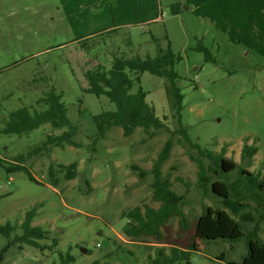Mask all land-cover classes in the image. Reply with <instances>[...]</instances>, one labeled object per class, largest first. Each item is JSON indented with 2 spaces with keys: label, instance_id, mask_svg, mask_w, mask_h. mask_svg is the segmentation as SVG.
Wrapping results in <instances>:
<instances>
[{
  "label": "rangeland",
  "instance_id": "1",
  "mask_svg": "<svg viewBox=\"0 0 264 264\" xmlns=\"http://www.w3.org/2000/svg\"><path fill=\"white\" fill-rule=\"evenodd\" d=\"M78 38H89L88 50ZM168 43L182 56L174 69L184 95L180 119L188 137L202 150L217 153L224 147L225 157L252 174L239 179L235 169L228 180H241V186L264 194V0H0V127L10 110L43 109L36 101L53 87L62 94L70 120L79 123L75 138L83 142L81 147H51L49 155L26 157L24 165L37 182L23 171L7 175L0 167V222L20 224L25 212L35 207L32 223L50 231V239L40 242L58 239L53 250L10 247L3 253V264H56L57 251H69L75 257L70 264H149L159 248L165 256L171 246L189 250L195 218L208 206L222 207L212 192L217 167L197 148L178 142L179 124L162 77L143 72L133 91L138 86L146 91L156 116L168 117L167 127L152 137L140 128L125 137L114 127L92 143V116L115 106L105 96L84 91L86 70L98 64L109 69L112 53L153 57ZM198 44L208 49L213 62L194 50ZM61 132L46 123L24 134H0V157L13 161L47 134ZM168 138L173 147L161 173L180 197L178 208L185 221L172 215L155 236H130L126 229L131 221L123 214L136 206L142 211L159 207L152 198V167ZM246 142L257 147L249 163L240 159ZM198 161L205 182L198 179ZM72 162L78 165V175L65 180L58 164ZM50 165L56 168L55 186L49 182ZM217 171L223 177L220 168ZM245 201L251 205L245 211L254 220L244 228H256L264 242L260 210L254 211L250 198ZM4 242L0 238V247ZM195 243L198 252L173 264H226L216 259L221 253L227 260H240L247 251L246 243L237 240Z\"/></svg>",
  "mask_w": 264,
  "mask_h": 264
},
{
  "label": "trees",
  "instance_id": "2",
  "mask_svg": "<svg viewBox=\"0 0 264 264\" xmlns=\"http://www.w3.org/2000/svg\"><path fill=\"white\" fill-rule=\"evenodd\" d=\"M117 28H113L104 33L114 32ZM80 39V40H79ZM89 38H78L81 46L85 47V43ZM194 50L204 54L205 61H214L210 52L202 44L194 47ZM182 59L180 54L173 52L170 43L165 48L158 47L156 55L141 58L139 56L126 57L121 53H112L111 66L106 69L102 65H95L92 69H87L84 78L86 81L85 92L94 94L96 97L105 96L110 103H113V110L102 111L92 116L95 125V136L91 137L95 143L99 139H104L111 128L119 127L125 137L131 136L136 128H140L147 137H152L156 132L167 127L165 122L168 117L164 116L160 119L155 114L154 107L146 101L147 93L141 86L133 91L135 83H139L141 73L149 72L153 75L165 79V92L167 94L170 109L174 112V117L178 120L181 135L178 142L185 141L190 147H195L199 153L208 158L212 165L217 169L213 170L218 180L212 182V192L220 198L219 202L222 207H206L201 211L194 221V233L189 250H179L175 246H171L170 255L165 256L162 248L156 250L157 256L152 258L149 264H173L178 261L186 260L193 253L198 252L199 245L203 240H237L246 243L247 251L240 260H227L225 254L221 253L216 259L224 261L226 264H264V242L261 240L254 228L250 232L244 228V223L254 220L253 216L246 212L249 203L245 199H251L256 204L254 211L259 209L261 218L264 219V201L263 195L255 193L252 188L241 186V180L229 181L227 175L238 169V177L241 175L252 176L251 172L245 169L240 163L231 158L225 157V148L222 147L219 152L207 151L199 148L198 145L192 143L187 135L186 125L181 122V109L183 105L184 95L180 87L176 84L180 76L176 73L174 65ZM62 94L56 93L51 87L45 95L38 98L36 103L42 105L41 110L30 109L31 107L22 106L8 112L7 119L2 127L0 134H24L41 127L43 124H50L53 129H60V134H47L40 144L33 146L27 156L20 154L13 161H4L0 157V167L7 175L23 171L30 181L37 182L30 170L24 164L26 157L46 154L49 155L51 147H81L83 142L76 140L79 134L80 125L73 122L67 115V108L61 100ZM92 145V144H91ZM173 147V141L168 138L155 160L152 172L154 173V181L152 184L154 201L159 203V207L154 209L145 207L142 211L141 207L136 206L128 210L123 216H127L131 221L130 228L126 229V233L130 236L145 232L151 236H155L162 222L176 215L180 222L185 221L182 211L178 208L180 197L171 189L172 182L168 177H163L161 173V165L169 157ZM93 149V148H92ZM257 153V147L253 144H243L240 151L241 161L250 159ZM133 169H138L132 166ZM198 179L205 182L204 168L201 161H198ZM218 168L223 173L220 177ZM58 169L63 172L65 180L75 179L78 175V165L76 162L70 164H58ZM56 168L49 166V182L55 186L58 183L57 177H54ZM142 175V174H140ZM258 178V176H257ZM240 181V182H239ZM239 182V183H236ZM260 188V186H259ZM251 192V193H250ZM259 212V211H258ZM36 215V208L33 207L25 212L24 219L20 224L5 221L0 222V238L5 242L0 247V264H3V253L10 247L19 250L23 245H28L39 249L40 251L53 250L58 246V239L51 240V244H43L41 240H49L50 231L41 225L32 223ZM241 238H243L241 240ZM233 248V247H231ZM75 262V257L69 252L57 251L56 264H70ZM92 264H101L99 261H93ZM109 264V263H103ZM187 264H189L187 262Z\"/></svg>",
  "mask_w": 264,
  "mask_h": 264
},
{
  "label": "water",
  "instance_id": "3",
  "mask_svg": "<svg viewBox=\"0 0 264 264\" xmlns=\"http://www.w3.org/2000/svg\"><path fill=\"white\" fill-rule=\"evenodd\" d=\"M79 249H80V251L83 252V253H86V252H87V248H85V247H80Z\"/></svg>",
  "mask_w": 264,
  "mask_h": 264
},
{
  "label": "crops",
  "instance_id": "4",
  "mask_svg": "<svg viewBox=\"0 0 264 264\" xmlns=\"http://www.w3.org/2000/svg\"><path fill=\"white\" fill-rule=\"evenodd\" d=\"M157 18H153L152 21L156 20ZM107 29V28H106Z\"/></svg>",
  "mask_w": 264,
  "mask_h": 264
}]
</instances>
